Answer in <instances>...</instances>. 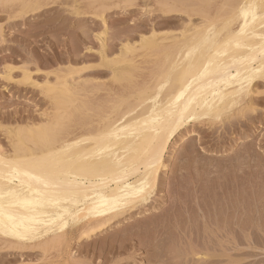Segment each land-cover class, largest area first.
<instances>
[{
  "label": "bare ground",
  "instance_id": "bare-ground-1",
  "mask_svg": "<svg viewBox=\"0 0 264 264\" xmlns=\"http://www.w3.org/2000/svg\"><path fill=\"white\" fill-rule=\"evenodd\" d=\"M181 1L179 0L180 3ZM132 2L128 0L127 4L130 5ZM164 2L162 8L158 7L163 14L167 17L187 14L188 24L186 23L185 26L180 24L183 29L178 35L158 37L152 31L153 35L143 36L141 42L136 40L137 43L140 42V46L124 45L118 58L109 60L103 55L104 66L113 67L125 62L134 66L133 59L127 60L126 56L138 49L145 53V58H154L151 62L153 63L151 75H147L148 77L141 83L134 80L136 71L134 69H116L111 75L107 73L111 78L113 76V82L121 85L118 89L121 92L113 93V100L116 99V102L109 112L97 115L99 108L81 102L80 97L83 92L72 85L74 81L70 83L68 78L61 79L60 76L56 84L38 85L32 82L31 74L24 71V80L40 88L45 96L50 97L56 110L52 120L46 124L41 126L34 124L29 128L10 130L9 134L14 140L11 151H6L0 146V240L9 250H24L37 245L47 248L52 242L60 243L65 239L66 232L75 227L82 229L85 239L103 232L113 220L152 199V195L159 188L162 172L167 171L166 155L169 148L175 144L174 141L178 136L181 135L182 138L184 132L188 133L189 126L208 124L212 127L225 120L230 121L236 116L245 118L248 113L257 110L251 102V97L256 91H254L255 87L262 86L264 82V0H223L215 16H206L204 21L199 20L198 24L193 23L192 15L203 14L204 8L188 9L176 5L177 3ZM34 7L36 6H30V8ZM102 20L104 21L103 16ZM104 24L106 27L105 21ZM169 29L168 27L167 33ZM101 42L102 48L105 49V40L102 39ZM115 50L117 52L118 49ZM7 79H12L10 73ZM87 90L88 88L87 94L92 92L89 91L91 89L88 90L89 92ZM76 102L78 105L72 104L74 109L71 107L72 110H68V105ZM70 124L73 126L69 128ZM193 128L194 131L195 126ZM246 157L243 160L247 159ZM211 159L213 161V158ZM236 159L241 160V158ZM235 165L237 168L238 164ZM257 167L256 165L255 168ZM246 168L243 169L245 170L243 173L248 172ZM208 170L207 172L212 174ZM252 171L257 174V171ZM238 172L237 170L236 173ZM233 197L232 203L237 200ZM198 203L201 204L200 201ZM197 207L199 208V205ZM236 212L230 211V215H247L243 213L244 211ZM214 213L216 212L213 211V215ZM201 252L199 250L192 252L193 257H197L194 262H200L205 256L202 255L204 252ZM162 254L157 257L155 264H167L168 255ZM9 262L7 263L10 264Z\"/></svg>",
  "mask_w": 264,
  "mask_h": 264
},
{
  "label": "rangeland",
  "instance_id": "rangeland-1",
  "mask_svg": "<svg viewBox=\"0 0 264 264\" xmlns=\"http://www.w3.org/2000/svg\"><path fill=\"white\" fill-rule=\"evenodd\" d=\"M7 1H0V40L2 39V42L0 41V146L6 151H11L14 140L9 134L10 130L29 128L34 124L35 126L46 124L52 120L56 110L50 97L45 96L40 88L24 80L25 72L31 74L32 82L38 85L56 84L60 76L61 79L68 78L70 83L74 81L72 85L83 92H80L82 93L81 102H87V105L93 104V107L100 109L97 115H102L112 110L116 102V99L113 100V93L120 91L118 89L121 85L113 82V76L112 78L110 76L113 71L134 69L136 70L134 80L141 83L151 75L153 71L151 62L154 59L153 57L145 58V53L138 49L126 56L127 60L133 59L134 66L125 62L113 67L107 64L104 66L103 55H106L109 60L118 58L124 45L132 44L138 47L141 38L145 35L149 37L153 35V32L158 37L178 35L183 29L180 24L185 26L189 17L187 14L167 17L160 9L164 1L169 4L177 3L176 5L188 9L202 10L201 8H204L203 14L192 15L191 20L198 24V21H204L206 16H215L223 0H182L181 3L179 0L178 2L176 0H132L130 5L127 4L128 0ZM34 5L36 7L30 8ZM87 5L90 6L87 7ZM33 11L36 14L32 13ZM168 27L170 31L167 33ZM105 32L106 35H104ZM102 39L106 43L105 49L102 48ZM136 40L140 42L137 43ZM115 49H118L117 52ZM115 55L116 57H112ZM9 73L13 80L7 79ZM261 85L258 88L255 87L254 91H256L251 97V102L257 110L254 113H248L247 118L236 116L231 118L233 119L230 120L231 123L225 120L212 127L208 124H192L188 127V133L184 132V137L181 138L180 135L176 138L175 144L171 145L166 155L167 171L162 172L159 188L147 203L119 216L103 232L94 234L88 239L84 238L80 227H75L66 232L65 239L60 243L49 244L50 248L37 245L24 250H9L0 240V264H8L9 261L10 264H21V262L22 264H61V262L62 264H80L81 262L82 264H155L157 257L162 253V255L167 254L171 259L168 261V257L166 258L167 264L169 262L170 264L180 262V264L189 262V264H264V94H262L264 82ZM87 88L92 92L87 94ZM72 104L76 106L78 102L70 103L68 110L74 109ZM233 121L235 123H232ZM71 126L73 124L68 127ZM189 150L194 153L193 156L191 151L188 152ZM258 156H260V162ZM244 157L248 160H243ZM211 158L216 162H213ZM241 161L243 163H239ZM234 163L238 164L237 168ZM256 165L259 168H255ZM234 167L239 174L234 171ZM244 168L248 172L243 173ZM252 170L257 171V174ZM203 174L206 175L202 176ZM232 197H236L237 200L233 199V202L235 200L238 203H232ZM234 204L237 209L234 208ZM196 205H199V208ZM232 210L234 213L244 211L243 213L247 215H230V211L233 213ZM213 211L216 212L215 215ZM194 250L204 252L202 255L205 256L200 262H194L197 259L192 255Z\"/></svg>",
  "mask_w": 264,
  "mask_h": 264
}]
</instances>
